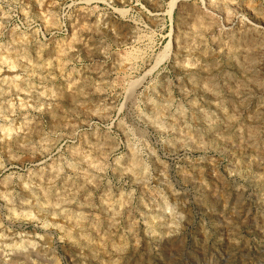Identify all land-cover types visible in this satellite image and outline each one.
<instances>
[{"label": "rangeland", "instance_id": "374dc122", "mask_svg": "<svg viewBox=\"0 0 264 264\" xmlns=\"http://www.w3.org/2000/svg\"><path fill=\"white\" fill-rule=\"evenodd\" d=\"M0 264H264V0H0Z\"/></svg>", "mask_w": 264, "mask_h": 264}, {"label": "bare ground", "instance_id": "6f19581e", "mask_svg": "<svg viewBox=\"0 0 264 264\" xmlns=\"http://www.w3.org/2000/svg\"><path fill=\"white\" fill-rule=\"evenodd\" d=\"M228 256L227 254H225V257Z\"/></svg>", "mask_w": 264, "mask_h": 264}]
</instances>
